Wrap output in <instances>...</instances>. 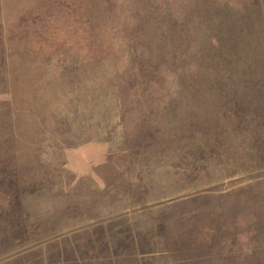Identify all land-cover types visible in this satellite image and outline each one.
<instances>
[{"label":"rangeland","instance_id":"rangeland-1","mask_svg":"<svg viewBox=\"0 0 264 264\" xmlns=\"http://www.w3.org/2000/svg\"><path fill=\"white\" fill-rule=\"evenodd\" d=\"M0 264H264V0H0Z\"/></svg>","mask_w":264,"mask_h":264}]
</instances>
